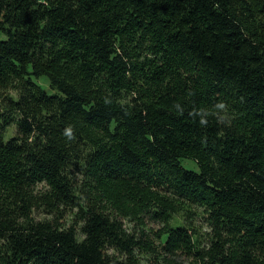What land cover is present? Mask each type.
<instances>
[{"label":"trees","instance_id":"16d2710c","mask_svg":"<svg viewBox=\"0 0 264 264\" xmlns=\"http://www.w3.org/2000/svg\"><path fill=\"white\" fill-rule=\"evenodd\" d=\"M9 81L0 264H264V0H0ZM161 191L205 210L206 246Z\"/></svg>","mask_w":264,"mask_h":264},{"label":"rangeland","instance_id":"374dc122","mask_svg":"<svg viewBox=\"0 0 264 264\" xmlns=\"http://www.w3.org/2000/svg\"><path fill=\"white\" fill-rule=\"evenodd\" d=\"M47 92L53 93L50 88V83L47 78L42 77L37 81ZM19 94V88L13 83V81H9L7 85L0 84V100L3 102V98L7 96L17 97ZM2 103H0L1 105ZM18 134L17 126L11 125L8 127L7 132L5 133V137L7 139L14 137ZM183 166L186 169L198 170L196 164L190 160H185L183 162ZM79 169V168H78ZM81 169V168H80ZM75 181L83 188L85 185V173L83 171L76 170ZM42 187H39L41 189ZM111 190H113L114 197L117 198L124 190H133L135 192V183L132 180H123L117 184H112L109 186ZM125 193V192H124ZM158 198V203L163 206L169 212V226H176L178 224L186 225L192 231L196 232L197 236L200 238L201 243L203 242V246L208 244V234L210 232V225L207 220V214L205 210L199 205L192 204L189 201L183 200L172 193H167L161 191L155 197ZM133 205L135 207H133ZM121 212L126 217V225L129 229L135 228L138 222V215L141 211V207L137 204L130 203L129 201L121 200L119 204ZM45 209H41L36 211L33 216L36 220H42L48 216ZM123 210V211H122ZM162 225L156 226L157 229L161 228ZM205 244V245H204ZM136 260L139 264H147V257L145 254L138 253L135 256ZM191 261V260H190ZM189 261V262H190Z\"/></svg>","mask_w":264,"mask_h":264}]
</instances>
